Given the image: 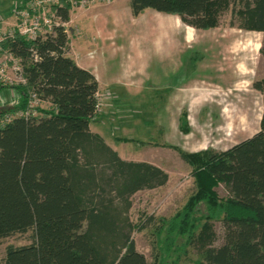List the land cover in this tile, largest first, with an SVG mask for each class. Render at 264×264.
<instances>
[{
	"label": "trees",
	"instance_id": "16d2710c",
	"mask_svg": "<svg viewBox=\"0 0 264 264\" xmlns=\"http://www.w3.org/2000/svg\"><path fill=\"white\" fill-rule=\"evenodd\" d=\"M59 1V15L68 22L69 0ZM129 5L134 17L152 9L201 31L218 27L221 14L230 10L238 29L264 34V0H129ZM2 49L19 59L27 81L11 87L13 104L0 109V117L25 111L30 92L48 108L0 122V241L29 239L8 245L0 264H158L157 255L148 262L136 250L128 213L134 194L164 186L168 174L148 162L122 159L90 130L99 116L98 83L68 56L65 29L55 27L34 40L6 37ZM260 52L264 56L263 48ZM5 87L0 84V90ZM252 88L263 98L254 135L220 152L172 147L191 167L194 191L168 220L156 225L150 216L139 226L165 231L164 257L172 246L179 252L192 246L200 264H264V78ZM180 130L189 131L186 112ZM215 222L223 229L218 244Z\"/></svg>",
	"mask_w": 264,
	"mask_h": 264
},
{
	"label": "rangeland",
	"instance_id": "374dc122",
	"mask_svg": "<svg viewBox=\"0 0 264 264\" xmlns=\"http://www.w3.org/2000/svg\"><path fill=\"white\" fill-rule=\"evenodd\" d=\"M13 1L0 0V32L14 28ZM77 5L70 8L65 27L69 53L74 46L82 65L99 79L114 83L99 90V116L90 122V128L99 131L122 159L152 163L168 174L164 186L139 191L130 198L128 217L134 226L131 238L136 250L148 262L157 255L158 264H200L201 258L192 246L185 252L172 246L164 257L161 248L167 243L165 231L159 232L154 226L140 230L139 226L150 216L156 219V225L161 219L168 220L194 191L191 167L172 147L189 153L205 149L220 152L258 131L263 98L252 83L264 78V56L260 52L264 50V34L238 29L230 10L221 14L216 29L199 34L182 25L176 16L152 9L134 17L129 0H88L84 7L79 2ZM188 33H192L190 42L185 43L182 34L186 39ZM220 35L219 42L213 44ZM228 72L231 79H227ZM139 75L144 77L143 88L137 90L136 82V87L123 90L121 83ZM161 75L166 78L154 84ZM179 86L187 88L176 100ZM114 92L123 99H116ZM14 98L11 87L1 89L0 109L11 106ZM37 108L46 109L48 105L38 103ZM183 112L187 114L188 133L180 130ZM217 192L220 197L226 196L222 186ZM213 229L218 244L223 229L219 222ZM28 243L27 235L0 241V258L8 245Z\"/></svg>",
	"mask_w": 264,
	"mask_h": 264
},
{
	"label": "built area",
	"instance_id": "2783aa9c",
	"mask_svg": "<svg viewBox=\"0 0 264 264\" xmlns=\"http://www.w3.org/2000/svg\"><path fill=\"white\" fill-rule=\"evenodd\" d=\"M84 7L88 0H69L71 8L78 6ZM63 5L59 0H14L12 14L15 19L14 28L7 32H0V84L8 87L21 86L26 84L23 67L19 59L12 54L3 52L2 43L6 37L18 35L26 40H34L38 35L49 34L55 27L65 29L66 23L63 22L58 9ZM66 32V30H65ZM67 33V32H66ZM97 112L101 106L99 93L97 94ZM40 101L34 92L28 96L27 108L13 115H6L0 120L2 124L11 121L16 117L28 118L36 115V106Z\"/></svg>",
	"mask_w": 264,
	"mask_h": 264
},
{
	"label": "crops",
	"instance_id": "0c3cea01",
	"mask_svg": "<svg viewBox=\"0 0 264 264\" xmlns=\"http://www.w3.org/2000/svg\"><path fill=\"white\" fill-rule=\"evenodd\" d=\"M176 19H178V18H176ZM179 21V20H178ZM183 25V24H182ZM185 26V25H184ZM177 27V24H175V28ZM187 28H189V27H187ZM177 29V28H176ZM189 29H191L192 31H194L193 33H199L200 34V31L201 30H194V29H192V28H189ZM214 29H216V28H214ZM214 29H211V30H208V31H212V30H214ZM183 31H181V33H182ZM190 34H192V33H190ZM190 34L188 33V38H186L185 39V37L183 36V34H182V37H183V40H184V42L185 43H189L190 42ZM86 37V36H85ZM221 37H222V35H220L219 37H216V39H214V41H213V44H217V42H219V41H217L219 38L221 39ZM88 39V38H87ZM182 41V40H181ZM211 43H212V41H211ZM71 47V52L69 53V55H71V57L70 58H72L73 60H74V62L76 63V65L78 66V67H80V68H82V69H85V70H88L89 72H91L93 75H94V77H95V79H96V81H97V83H98V93H99V90L102 88V87H111L113 84L112 83H109L108 81H106V80H104V79H99L98 78V76H96L95 75V72L94 71H91L90 69H88V67H86V65H82V63H81V61H80V59L79 58H77L76 56L77 55H75V51H76V48H74V46L72 47V46H70ZM214 51V50H213ZM214 53V52H213ZM74 55H75V57H74ZM215 56L217 57V58H219V56H220V54H218V52L215 54ZM218 60V59H217ZM214 62V61H213ZM215 63V62H214ZM217 63V62H216ZM123 69L125 70V71H127V67H123ZM143 68H137V70H139V71H141ZM128 70L131 72V71H135V69H133V68H128ZM103 71H104V67H103ZM143 75H139L136 79H134V80H132V81H125L124 83H121V84H123V90H125L126 91V89L129 87V86H131L132 88L133 87H136V86H134V84H136V82H138L137 83V90H139V89H141V88H143L142 87V79L144 78V77H142ZM162 77L158 80V82L157 83H154V84H156V85H158V84H160V83H162V79L163 78H166V76L165 75H161ZM227 79H231V74H230V72H228V78ZM115 84H117V83H115ZM120 84V83H119ZM164 86V85H163ZM187 87H190V88H192L193 87V85H189V86H187ZM187 87H184V86H179V87H176L177 89H176V93L174 94L175 95V98H176V100H178V99H180V98H182V95H178V93H180V94H183V90L185 89V88H187ZM225 87V86H224ZM164 88H167L166 86L164 87ZM129 89V88H128ZM144 89H146V88H144ZM114 94H115V96H116V99H120V97H121V99H123L122 98V96H121V94H120V96H118L117 95V93H115L114 92ZM173 95V94H172ZM167 100H168V96L166 95V103H167ZM114 102H116V100H114ZM89 128H90V125H89ZM90 130L92 131V132H94V133H96V134H98L100 137H102V139L105 141V139L103 138V135L99 132V131H96V130H92L91 128H90ZM107 143V142H106ZM109 145V144H108ZM112 149H113V145H109ZM136 161H139V160H136ZM152 164V163H151ZM156 166V165H155ZM158 167V166H157Z\"/></svg>",
	"mask_w": 264,
	"mask_h": 264
}]
</instances>
